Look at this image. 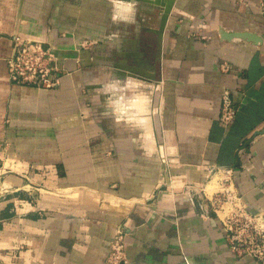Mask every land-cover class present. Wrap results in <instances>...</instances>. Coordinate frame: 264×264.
<instances>
[{
  "label": "crops",
  "instance_id": "crops-1",
  "mask_svg": "<svg viewBox=\"0 0 264 264\" xmlns=\"http://www.w3.org/2000/svg\"><path fill=\"white\" fill-rule=\"evenodd\" d=\"M221 31L264 34L263 0H0V264H105L117 228L127 264H259L221 218L264 216V42ZM16 38L55 88L10 83Z\"/></svg>",
  "mask_w": 264,
  "mask_h": 264
},
{
  "label": "built area",
  "instance_id": "built-area-1",
  "mask_svg": "<svg viewBox=\"0 0 264 264\" xmlns=\"http://www.w3.org/2000/svg\"><path fill=\"white\" fill-rule=\"evenodd\" d=\"M54 50L41 43L16 38L11 56L7 59L8 78L12 85L33 87L39 90L55 88L62 76ZM236 108L231 92L224 89L221 95L219 123L227 127L234 120ZM223 172L227 173L226 170ZM226 200L231 201L229 190H225ZM218 210L221 207L217 208ZM224 226L230 233L231 249L249 256L259 264H264V216H251L237 210L224 217ZM127 264L125 255V233L117 228L110 240L105 264Z\"/></svg>",
  "mask_w": 264,
  "mask_h": 264
},
{
  "label": "water",
  "instance_id": "water-1",
  "mask_svg": "<svg viewBox=\"0 0 264 264\" xmlns=\"http://www.w3.org/2000/svg\"><path fill=\"white\" fill-rule=\"evenodd\" d=\"M263 3H264V0H263ZM161 7H164L163 8V21H165L166 15H168L172 6H171V3H169L168 5L161 6ZM220 33H221V37H223L224 39H227V40L232 39V38H239V39H243V40H247L249 42H252L253 44H261L264 42V34L255 35V34L247 33V32L227 33V32H222V31ZM116 73L121 75L122 77H125V75H127V77L139 78L141 80H146V79L151 80L152 79L151 77H148L144 74H141L140 72H138L137 70L132 69V68L131 69H123L121 67H117ZM259 133H261V132H259ZM121 264H124V263H121Z\"/></svg>",
  "mask_w": 264,
  "mask_h": 264
},
{
  "label": "rangeland",
  "instance_id": "rangeland-1",
  "mask_svg": "<svg viewBox=\"0 0 264 264\" xmlns=\"http://www.w3.org/2000/svg\"><path fill=\"white\" fill-rule=\"evenodd\" d=\"M6 161V160H5ZM12 161L11 160H9V163H11ZM9 163H7V164H9ZM12 164V163H11ZM4 165H6V162L4 163ZM6 166H8V165H6ZM213 175V174H212ZM219 175V174H218ZM224 174H222V176L221 175H219V177L222 179L221 181H220V186H221V188H219L214 194H217V195H219V194H228V193H225V189H228L229 190V192H232L233 191V188H230L231 186H227V184H229V182L228 183H225L224 182V180L226 179V176L224 175ZM211 177L212 176H210V178H209V180L211 179ZM208 180V181H209ZM1 182H3V180L1 179V177H0V185H1ZM9 191V190H8ZM7 192V191H6ZM0 193H1V189H0ZM7 194V193H6ZM202 194H205L203 191H202ZM213 194V195H214ZM2 195V194H1ZM5 195V194H4ZM3 195V196H4ZM212 195V196H213ZM211 196V197H212ZM225 202H228L227 200H226V197L224 198V199H221L220 200V202H219V206L218 207H216V208H219V207H221V205L223 204V203H225ZM221 219H224V218H221Z\"/></svg>",
  "mask_w": 264,
  "mask_h": 264
},
{
  "label": "bare ground",
  "instance_id": "bare-ground-1",
  "mask_svg": "<svg viewBox=\"0 0 264 264\" xmlns=\"http://www.w3.org/2000/svg\"><path fill=\"white\" fill-rule=\"evenodd\" d=\"M4 184H5V183H4ZM217 184H218V183H217ZM219 185H220V184H219ZM5 188H6V187H5ZM229 201H230V200H229ZM221 209H222V208H221ZM228 215H229V214H228ZM228 215H226V216H228ZM226 216H225V217H226Z\"/></svg>",
  "mask_w": 264,
  "mask_h": 264
}]
</instances>
